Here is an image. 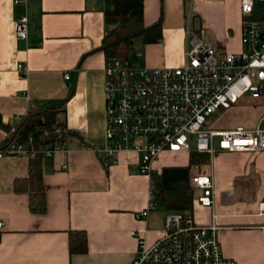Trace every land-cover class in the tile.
<instances>
[{
    "label": "crops",
    "instance_id": "obj_1",
    "mask_svg": "<svg viewBox=\"0 0 264 264\" xmlns=\"http://www.w3.org/2000/svg\"><path fill=\"white\" fill-rule=\"evenodd\" d=\"M112 7L113 0H28L27 7L0 0V144L7 129L15 127L33 103L46 108L66 100V125L75 133L63 151L43 162L44 214L32 213L29 196L15 190L17 180L29 175V157L0 159V223L5 224L0 229V264H132L140 239L152 244L163 234L171 211L160 200L147 219L138 220L136 214L148 207L152 191L158 198L154 176L167 171L169 188H193V208L184 212L192 214L197 224H209L216 213L225 258L236 264H264V217L258 215L264 190L244 184L250 154L210 156L212 170L203 171L214 182L213 208L196 202L200 191L191 180L196 176L192 169L198 167L190 163L195 151L162 153L152 165L153 179L141 173L134 152H120L114 162L102 161L107 146V59L100 48L114 28L105 18ZM163 8L162 39L146 44L145 67L184 64L191 18L196 28L205 29L218 53L242 51L241 0H163ZM161 9V0H145L146 27L160 20ZM25 14L30 20L27 41L14 33L16 21ZM139 51L145 54L144 49ZM219 154L228 160L217 167ZM170 156L174 159L168 160ZM257 157L264 167V154ZM175 170L182 171L171 177ZM76 231L87 234V254H70L69 236Z\"/></svg>",
    "mask_w": 264,
    "mask_h": 264
},
{
    "label": "built area",
    "instance_id": "obj_2",
    "mask_svg": "<svg viewBox=\"0 0 264 264\" xmlns=\"http://www.w3.org/2000/svg\"><path fill=\"white\" fill-rule=\"evenodd\" d=\"M15 3L28 6V0ZM256 7V0H241L240 53H218L214 43L206 38L205 29L196 28L191 18L186 28L188 50L183 65L137 68L128 58L107 61L104 84L107 146L101 154L102 161L114 162L120 152H134L141 173L153 179L152 165L159 156L188 150L191 138L195 152L211 157L217 152L264 153V116L255 129L209 128L210 119L219 109H230L244 98L264 107V21L252 19ZM29 23L27 14L16 21L14 33L19 40H28ZM142 53L138 51L137 56ZM19 71L23 73L24 67L20 66ZM65 147L56 145L47 150L45 159ZM16 155H27L26 147L18 143L7 149L0 146V159ZM191 182L200 191L196 202L213 208L212 178L200 173ZM155 194L152 191L150 204L136 214V219L145 220L151 211L158 209ZM258 215L264 217V201L258 205ZM217 218L213 212L209 224L199 225L189 212L167 213L162 236L152 244L140 239L132 264H236L223 255L218 237L222 227ZM3 227L5 224L0 223V229Z\"/></svg>",
    "mask_w": 264,
    "mask_h": 264
},
{
    "label": "trees",
    "instance_id": "obj_3",
    "mask_svg": "<svg viewBox=\"0 0 264 264\" xmlns=\"http://www.w3.org/2000/svg\"><path fill=\"white\" fill-rule=\"evenodd\" d=\"M160 20L146 27L144 24L145 0H113V7L106 11L105 18L108 25L114 26L102 43L100 51L107 61L112 58H128L133 40L142 38L145 44H156L162 39L163 0ZM252 19L264 21V8L256 7ZM66 100L50 107L42 108L33 103L28 113L22 117L13 128L7 129V137L0 144L2 149L18 143L26 147L29 157V175L25 179L17 180V193L29 196L30 210L34 214H44L47 209L46 192L43 177V162L45 152L56 145H63L75 136L68 130L65 119ZM6 129V128H5ZM37 135V137H35ZM210 156L194 153L190 155L192 166L202 167L208 163ZM168 172L165 175L154 176V184L159 192L157 201L165 205L171 212L191 211L195 199L193 188L171 189L167 183ZM241 183V182H240ZM245 188L255 189V180H246ZM69 251L71 255L88 253V237L84 231L71 232L69 236Z\"/></svg>",
    "mask_w": 264,
    "mask_h": 264
},
{
    "label": "rangeland",
    "instance_id": "obj_4",
    "mask_svg": "<svg viewBox=\"0 0 264 264\" xmlns=\"http://www.w3.org/2000/svg\"><path fill=\"white\" fill-rule=\"evenodd\" d=\"M230 2H236V0H229ZM149 45H146L144 40L141 38H136L133 40V45L131 46L128 54V59L132 66L137 68H143L146 65L147 60V51ZM140 49L145 50L143 56L138 57L137 51ZM264 116V107L255 103L247 98L241 101L238 105L232 106L230 109H219L218 112L210 119L209 128L213 130H233V129H255L261 118ZM264 127V122L262 123ZM218 143V141H217ZM190 151H195V142L194 138H191L190 142ZM261 154V153H260ZM264 154V153H263ZM252 155V156H251ZM220 160H217V167L223 166L227 163L228 159L224 158V154L221 157L219 154ZM258 154H250V156L245 160L247 162L246 172L248 174V180H255L257 186L261 185V190H264V167H262V160L259 159ZM174 159L170 156L168 160ZM230 161V160H229ZM231 164L233 162L230 161ZM248 167V169H247ZM210 172L212 170V164L210 160L207 164L198 167L197 169H192V175H197L201 173ZM251 169V170H250ZM246 174V175H247Z\"/></svg>",
    "mask_w": 264,
    "mask_h": 264
},
{
    "label": "water",
    "instance_id": "obj_5",
    "mask_svg": "<svg viewBox=\"0 0 264 264\" xmlns=\"http://www.w3.org/2000/svg\"><path fill=\"white\" fill-rule=\"evenodd\" d=\"M256 5L258 7H264V0H256ZM35 137H37V135H35ZM182 170H175L173 171V173H171V177H175L177 176L178 174L181 173ZM185 178H186V184L188 185L189 184V174L187 171H185ZM171 186V185H170ZM172 187V186H171Z\"/></svg>",
    "mask_w": 264,
    "mask_h": 264
}]
</instances>
